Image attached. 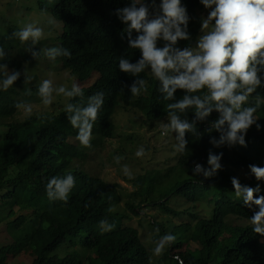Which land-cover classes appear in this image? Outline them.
<instances>
[{"label":"trees","instance_id":"1","mask_svg":"<svg viewBox=\"0 0 264 264\" xmlns=\"http://www.w3.org/2000/svg\"><path fill=\"white\" fill-rule=\"evenodd\" d=\"M130 2H29V12L36 8L39 12L52 14L63 23L57 47L69 49L71 58L56 59L61 61L62 68L69 69L74 75L72 80L79 83L92 73H99L90 86L81 88L82 97L69 98L68 103L86 104L89 96L99 91L105 93V103L92 133L102 138L113 134L112 116L119 105L139 110L150 120L167 117L166 104L169 101L163 99L158 90L159 81L148 70L140 74L147 81L148 90L139 97L130 93L136 78L119 70V57L124 56L132 63L141 58L138 49L129 48L127 39H121L125 25L116 14L118 8ZM181 2L186 5L190 17L188 30L191 39L179 41L177 47H186L192 45L200 31L202 4L200 0ZM48 23L52 25V20L48 19ZM1 38L0 48L7 55L0 64L7 63L9 71H22L28 59L26 44L16 38L5 43ZM34 50H39L38 44ZM4 71L0 68V80ZM23 77L15 84H19ZM261 77L262 86L257 92L264 96V73ZM14 85L7 91L0 90V221L6 220L15 238L12 244L1 247L0 264H6L4 258L7 251L17 248L29 249L35 255L33 264H264V237L252 231L250 222L237 223L239 220L250 221L253 212L258 209L255 206L249 209L241 199L231 201V193H228L230 189L234 192L231 178L236 177L242 185L252 188L259 185L260 191L255 195H264V180L257 181L252 174L250 178L236 175L250 173L249 165L264 167V107L256 113L261 129L258 131L254 125L248 130L246 147L237 144L217 148L211 143L212 139H220V132L211 129V122L218 118L219 113L214 111L203 122H197L200 136L186 133L187 149L183 154L178 153L174 165L163 174L158 173L157 180L162 181L154 184L152 174H139L134 179L139 187L133 194L134 199L129 198L122 208L119 204L120 188L116 183L92 175L77 164L83 147L78 140H70V136L76 137L78 130L71 126L65 108L54 114L16 120L14 98L18 92ZM183 95L182 90L176 93L177 99ZM187 115L192 119L194 109H188ZM209 152L213 155L223 153L221 170L208 179L202 174L192 176L195 163H200L205 169L210 167L207 163ZM68 173H72L76 180L69 199L67 202L50 201L46 195L47 181ZM182 200L190 204L203 203L208 213L200 215L190 206L182 209L179 207ZM142 203L158 211L157 217L147 222L154 229H160L159 233L152 230L155 232L154 241L165 233L177 237L176 242L167 246L157 259H153L140 242L138 229L123 222L127 215L125 211L130 209L140 214L141 211L136 209ZM16 207L24 213L12 219L16 215ZM110 208L114 210L110 212ZM159 214H166V217H159ZM183 216L187 217L185 222H171L173 218ZM102 219L114 223L116 227L112 231H102ZM226 234H230L231 238L225 237ZM192 240L198 247L188 246ZM172 250L175 252L171 253Z\"/></svg>","mask_w":264,"mask_h":264},{"label":"clouds","instance_id":"2","mask_svg":"<svg viewBox=\"0 0 264 264\" xmlns=\"http://www.w3.org/2000/svg\"><path fill=\"white\" fill-rule=\"evenodd\" d=\"M208 15L201 19L202 33L195 46H186L182 50L177 47L179 41H188L191 35L188 30L190 17L186 5L181 0H131V2L116 10L118 19L124 29L121 39H127L128 47L138 49L141 58L135 63L124 56L119 57V70L135 77L130 88L133 97H139L147 92L148 83L140 76L150 70L152 76L159 81V92L166 104L168 122L162 125L163 134L169 131L175 133L177 153L183 154L188 145L186 133L200 136L197 122H203L214 111L219 113L217 119L211 122V129L220 132V139H212L211 143L220 148L223 145L247 146L246 135L255 125L261 129L256 116L258 110L264 107V97L257 92L262 86L261 73H264V0H200ZM136 33L135 37L133 33ZM44 29L34 24H27L22 29L13 32L11 38L20 42H31L27 51L33 59L43 53L48 59L57 57L71 58V51L64 47L41 49L34 47L44 38ZM166 42L158 47L157 42ZM6 52L0 48V61L5 60ZM5 71L0 80V90L7 91L19 80L22 73L18 69L9 71L8 64H0ZM25 80L29 78L23 72ZM182 90L184 95L177 99L176 93ZM206 90V91H205ZM68 98L82 97L83 91L79 84L73 83L71 88L61 85L53 86L51 79H45L38 88V95L44 105L53 102V93ZM255 93V95H253ZM251 98V99H250ZM15 107L23 109L29 116L32 114L30 104H25L14 98ZM105 103V93L96 92L87 98L86 104L68 103L65 111L74 129H77L76 140L85 148L92 147L93 126L98 114ZM194 109L192 119L188 118L187 110ZM144 146H140L135 155H145ZM223 153L213 155L209 152L208 169L200 163L192 167L194 177L201 174L205 179L215 176L221 170ZM119 163L121 156L114 157ZM250 173L257 181L264 180V167L249 165ZM123 173L133 179V173L127 165L123 166ZM231 183L237 198L246 207L254 211L250 217L252 231L264 237V195L256 196L260 191L259 185L252 188L242 185L236 177ZM76 180L72 173L66 176H54L46 183V195L50 201L67 202L69 194L75 187ZM114 209L110 208L109 211ZM116 225L106 219L100 221L102 231H112ZM160 232L159 227L154 229ZM177 237L165 233L155 242L152 250L156 256L163 255L165 248L174 244Z\"/></svg>","mask_w":264,"mask_h":264},{"label":"rangeland","instance_id":"3","mask_svg":"<svg viewBox=\"0 0 264 264\" xmlns=\"http://www.w3.org/2000/svg\"><path fill=\"white\" fill-rule=\"evenodd\" d=\"M30 0H0V36L3 41L9 42V37L13 32L22 29L27 24L31 23L37 27L44 29V38L38 43L39 52L41 49H47L51 47H57V39L63 30V23L58 21L52 14L39 12L34 8L29 12ZM150 2V0H148ZM161 0H156L159 4ZM210 10L205 9L202 5L200 10L202 18L208 15ZM48 19L52 20V25H49ZM59 33V34H58ZM10 34L9 37L7 35ZM202 33L199 31L196 40L191 46H195L196 41ZM52 37L48 38L47 36ZM29 42H25L26 49L29 47ZM163 40L157 42L158 47L164 46ZM181 50L184 48L180 46ZM23 72H26L28 80H25ZM23 80L19 84H15L16 91L18 92L17 100L25 104H30L33 111L30 116L33 115H47L60 112L68 104V97L63 95H57L53 93V102L50 105H44L41 97L38 95V88L41 82L45 79H51L54 87L61 85L66 88H71L75 83L72 80L74 75L69 69L62 68L61 61L55 59H48L43 53L37 59H33L30 52H28V59L25 60L23 69L21 71ZM150 75L151 72L148 70ZM21 75V76H22ZM99 76V73L94 72L86 79L79 81L80 87L90 86ZM264 97V96H262ZM251 99V98H250ZM257 118L258 115L256 114ZM29 117V115L23 109H17L14 118L17 120H23ZM114 123L113 134L110 137L98 136L92 134V147H83L82 154L77 158V164L83 169L90 172L92 175L101 177L102 179L116 183L119 190L120 207H125V202L129 198L134 199V192L139 188L134 182V179L139 174L150 173L152 174V181L154 184H159L162 179L157 180L158 173L163 174L168 167L176 163L178 153L175 151L174 145L176 144L175 133L169 131L167 135L162 132V125L168 122V117L149 119L145 113L139 110H133L131 108H125L123 105H119L115 114L112 116ZM254 126V125H253ZM71 141H75L74 135L70 136ZM79 143V142H78ZM80 144V143H79ZM140 146H144L146 152L143 157H137L135 155L137 149ZM121 156L122 159L117 163L114 159L116 156ZM127 165L133 173L134 178L129 179L123 173V166ZM162 173H161V172ZM251 173H238L241 177H251ZM248 178V179H249ZM149 181V179H148ZM130 193L132 195H130ZM231 193V201L237 202L239 198L236 197L235 192L231 189L228 190ZM138 199V198H137ZM137 204L138 202L135 201ZM137 206V205H136ZM193 207L194 211H197L200 215H206L207 208L203 203H188L182 200L179 207L184 209L186 207ZM121 208V209H122ZM16 215L12 216V219H16L20 214L24 213L19 211L16 207ZM125 211V210H124ZM136 211H141L140 214H135L129 210H126L127 215L124 217L123 222L126 225L133 226L138 229L140 234V242L144 245L146 250L151 254L153 259H157L159 256L153 254L155 242L153 235L155 232L152 226L147 224L153 218H156L158 211L156 208L145 206L141 204L140 208ZM25 212H29L26 210ZM166 214H159V217H166ZM186 216L182 218H173L172 223L185 222ZM243 221V220H242ZM250 221H237L238 224L249 223ZM167 223H170L167 221ZM225 237L231 238L230 234H226ZM15 238L12 235L10 227L7 225L6 220L0 221V249L2 246H8L14 242ZM189 247H198V244L193 240L188 242ZM186 246V243L182 245ZM17 248L13 251H7L5 254L4 262L6 264H33L35 255L27 248ZM175 251H171L174 253Z\"/></svg>","mask_w":264,"mask_h":264}]
</instances>
